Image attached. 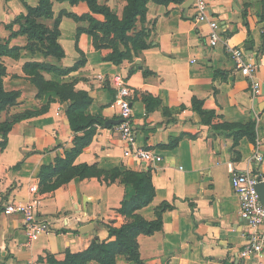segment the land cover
<instances>
[{"label":"crops","instance_id":"obj_1","mask_svg":"<svg viewBox=\"0 0 264 264\" xmlns=\"http://www.w3.org/2000/svg\"><path fill=\"white\" fill-rule=\"evenodd\" d=\"M39 1L0 0V41L16 48V55L0 56L5 67L3 86L21 93L17 103L1 113L0 122L35 112L15 123L7 145L0 147V262L48 264V255L64 261L68 251L84 252L94 240H114L106 224L120 227L131 219L121 208L135 189L121 177H75L54 191L40 192L37 212L48 220L51 231L30 244L24 216L3 211L7 201L31 202L35 196L30 187L40 186L42 167L71 151L76 136L82 134L71 129L66 104L54 91L39 95L25 65L46 62L67 69L85 60L65 76L42 73L48 80L74 83L76 91L88 92L93 103L87 113L106 121L120 119L112 104L118 92L114 77L122 76L131 88L137 146L151 150L155 159L146 165L125 156L127 144L118 125L111 124L97 127L93 141L75 163L96 164L105 171L150 173L155 196L138 210L146 220H154L163 203L174 206L163 212L162 230L138 237L141 264H255V259L241 256L247 226L239 214L231 168L260 172L263 166L254 162L255 144L247 137L234 146L233 138L215 126L256 121L264 154V0H207L223 38L260 63L256 79L262 94L256 100L224 44L209 45L211 28L197 21L189 0L167 5L150 1L146 19L138 20L132 33L148 30L151 45L120 64L105 59L111 48L95 47L87 32L91 23L75 17L91 12L87 2L73 5L53 0V16L37 19L51 30L58 22L65 57L46 56L37 45L29 48L19 18L28 14L26 4L37 6ZM98 2L119 17L128 4L127 0ZM89 224L93 227L82 233L81 228ZM117 264L139 263L118 255Z\"/></svg>","mask_w":264,"mask_h":264},{"label":"trees","instance_id":"obj_2","mask_svg":"<svg viewBox=\"0 0 264 264\" xmlns=\"http://www.w3.org/2000/svg\"><path fill=\"white\" fill-rule=\"evenodd\" d=\"M69 1L71 4L87 2L91 12L77 19L88 20L91 25L87 30L93 36L97 49L111 48L105 59L115 64H120L124 60H133L139 50L150 47L148 42L149 31L143 29L138 33L135 30L138 20L144 21L148 11V3L154 1L158 4L167 5L169 3H181L183 0H127L128 4L123 16L106 5L99 4L98 0H57ZM28 14L19 18L21 24L20 32L27 34L30 39L29 48L35 49L36 45L44 50L46 56H54L58 59L65 57V51L59 43L60 31L58 22L56 28L51 30L38 22V18L53 16V0H40L37 6L26 4ZM94 14L103 15L100 20ZM16 48L9 49L0 41V56L13 55ZM16 55V54H15ZM85 63L82 60L71 68L63 69L49 63L33 62L25 65V71L30 76L32 83L39 89V95L48 91H54L63 104H68L67 115L69 117L71 129L77 135L75 146L71 151H66L64 156H57L54 163L44 165L41 169L40 192H51L69 183L73 178L81 179L89 177H103L115 180L121 177L125 184L133 185L135 195L123 203L121 212L131 219L120 227L106 224V227L114 240L101 242L94 240L90 247L80 253L68 251L64 261L57 260L54 256L48 255V264H89L92 260L99 264H117V256L125 255L136 263H143L140 258L138 237L142 234L152 235L163 228V212L173 209L174 206L168 202L162 204L156 210L154 220H146L138 214V210L149 205L155 196V188L151 174L148 172H138L133 170H121L116 168L112 171L100 169L98 165L76 164L77 157L93 141L98 126H106V119L101 115L93 116L87 113L88 108L93 103V98L86 91H76L74 83H61L56 80H48L42 72L53 73L57 76H65L78 69ZM5 67L0 64V116L3 111L15 105L21 95L20 91H6L3 86V76ZM147 100V99H146ZM35 112L28 111L23 114L14 115L4 122H0V147H5L8 135L13 125ZM257 122L252 120L246 124L223 123L216 125L217 130H224L227 135L233 138L234 146L239 141L247 137L252 143L257 140Z\"/></svg>","mask_w":264,"mask_h":264},{"label":"built area","instance_id":"obj_3","mask_svg":"<svg viewBox=\"0 0 264 264\" xmlns=\"http://www.w3.org/2000/svg\"><path fill=\"white\" fill-rule=\"evenodd\" d=\"M196 10V19L199 22H207L211 28L209 45L216 47L223 43L227 54L234 60L236 69L245 76L250 83V90L256 100L262 94L261 83L256 79L259 62L248 57L245 49L230 45L220 32V24L212 15L207 0H189ZM118 92L112 106L117 108L121 123L118 131L122 140L127 144L125 156L134 157L143 163L150 164L155 156L152 151L137 146V132L134 125V113L131 103V88L125 79L117 75L114 77ZM262 141L256 140L253 160L263 166L260 172H237L231 168L232 185L240 202V217L247 226V242L241 256L247 259H255V264H264V203L259 194L258 186L264 183V154L261 151ZM30 192L35 196L29 203L4 202V213L9 215L21 213L24 216V231L28 237V243L38 240L42 235L51 231L48 220L42 218L37 212L40 189L38 185H32ZM0 264H17L0 262Z\"/></svg>","mask_w":264,"mask_h":264},{"label":"water","instance_id":"obj_4","mask_svg":"<svg viewBox=\"0 0 264 264\" xmlns=\"http://www.w3.org/2000/svg\"><path fill=\"white\" fill-rule=\"evenodd\" d=\"M249 47H251V46H249ZM64 107L66 110L68 109L67 104ZM120 123H121V119H118V120L109 119L106 121V125H111V124L118 125ZM258 190H259V194H260V197L262 199V202L264 203V183H262L258 186ZM92 227H93V224H89V225L83 226L80 231L82 233H84V232L89 231Z\"/></svg>","mask_w":264,"mask_h":264}]
</instances>
